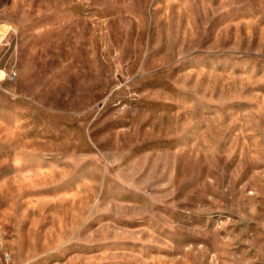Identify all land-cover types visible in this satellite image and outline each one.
I'll return each mask as SVG.
<instances>
[{
	"label": "rangeland",
	"instance_id": "rangeland-1",
	"mask_svg": "<svg viewBox=\"0 0 264 264\" xmlns=\"http://www.w3.org/2000/svg\"><path fill=\"white\" fill-rule=\"evenodd\" d=\"M0 264H264V0H0Z\"/></svg>",
	"mask_w": 264,
	"mask_h": 264
}]
</instances>
